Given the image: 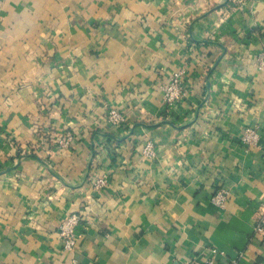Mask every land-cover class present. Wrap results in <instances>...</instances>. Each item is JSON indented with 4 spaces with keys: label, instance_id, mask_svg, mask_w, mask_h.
<instances>
[{
    "label": "crops",
    "instance_id": "crops-1",
    "mask_svg": "<svg viewBox=\"0 0 264 264\" xmlns=\"http://www.w3.org/2000/svg\"><path fill=\"white\" fill-rule=\"evenodd\" d=\"M262 49L264 0H0V264H264Z\"/></svg>",
    "mask_w": 264,
    "mask_h": 264
},
{
    "label": "built area",
    "instance_id": "built-area-1",
    "mask_svg": "<svg viewBox=\"0 0 264 264\" xmlns=\"http://www.w3.org/2000/svg\"><path fill=\"white\" fill-rule=\"evenodd\" d=\"M233 7H240L247 4L249 1L255 0H228ZM256 66L259 71L264 73V49L259 51L256 56ZM185 71L181 70L171 75L170 79L166 83H162L161 92L162 100L167 107L171 109L173 106L181 102V100L190 92L184 84ZM108 122L116 127H124L127 124L126 115L120 110L109 107L106 114ZM259 140V133L257 129L246 128L243 132L242 141L245 145H256ZM72 141V136L67 135L63 140V144L69 145ZM143 154L147 157L155 156V147L152 142H148L143 149ZM94 189L100 191L108 185V179L106 175L98 178L94 184ZM230 191L227 188H222L215 193L212 197V202L220 207H224L229 201ZM81 218L77 214L70 215L60 226L59 237L64 245V249L67 251H73L78 243L80 234L78 233V225ZM256 232L264 236V225L258 224L256 226ZM223 252L218 249H211L207 255L195 256L182 262V264H216L217 257L223 256ZM230 264H238V260H232Z\"/></svg>",
    "mask_w": 264,
    "mask_h": 264
}]
</instances>
